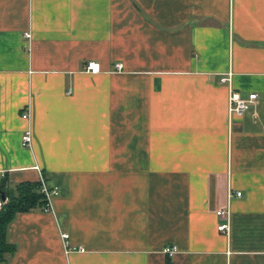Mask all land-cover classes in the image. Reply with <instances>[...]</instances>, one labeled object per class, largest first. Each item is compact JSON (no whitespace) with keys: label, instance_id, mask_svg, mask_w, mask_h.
I'll list each match as a JSON object with an SVG mask.
<instances>
[{"label":"crops","instance_id":"0c3cea01","mask_svg":"<svg viewBox=\"0 0 264 264\" xmlns=\"http://www.w3.org/2000/svg\"><path fill=\"white\" fill-rule=\"evenodd\" d=\"M36 165L0 264H264V0H0V179Z\"/></svg>","mask_w":264,"mask_h":264},{"label":"built area","instance_id":"2783aa9c","mask_svg":"<svg viewBox=\"0 0 264 264\" xmlns=\"http://www.w3.org/2000/svg\"><path fill=\"white\" fill-rule=\"evenodd\" d=\"M26 39L30 38V34L26 33L25 34ZM115 69L117 71L121 70L122 65L121 64H115ZM84 70L88 73H96L99 71V64L95 62H88ZM230 79L225 78L222 80V82H228ZM69 94V92H67ZM257 101V94H250L247 97L243 96L241 93L231 89L230 90V95H229V114L233 117H244L250 109L253 107V105ZM22 118L24 120L30 119V114L29 111H25L24 114L22 115ZM32 140H33V134H32V129L31 126L29 125L26 130L22 134L21 138V143L24 148L31 149L32 148ZM34 169L40 174V193L43 195V199L45 201V205L41 208V211L45 213H52V199L58 195L59 191L57 187H52L49 186L43 175L42 171L39 166H34ZM237 197H241L242 193L237 192L235 194ZM5 199L1 200L0 198V208L4 204ZM217 217L219 218L220 222L217 226V229L221 233H226L228 234L230 231V226H231V213L229 209H221L217 212ZM62 242L64 243V247L66 248V251H70L68 248V235L67 234H62L61 235ZM72 250V249H71ZM73 251H78V252H85L83 248H78V249H73ZM177 249L176 247H167L163 250L164 254H166L169 257H172L176 253Z\"/></svg>","mask_w":264,"mask_h":264},{"label":"trees","instance_id":"16d2710c","mask_svg":"<svg viewBox=\"0 0 264 264\" xmlns=\"http://www.w3.org/2000/svg\"><path fill=\"white\" fill-rule=\"evenodd\" d=\"M0 195L5 202L0 208V263L5 255L15 252L14 245L6 239V228L18 213H25L33 209H41L45 205L43 195L40 193V182L21 183L10 187L6 178L0 179Z\"/></svg>","mask_w":264,"mask_h":264},{"label":"water","instance_id":"95a60500","mask_svg":"<svg viewBox=\"0 0 264 264\" xmlns=\"http://www.w3.org/2000/svg\"><path fill=\"white\" fill-rule=\"evenodd\" d=\"M0 198H1V200H4V196L3 195H0Z\"/></svg>","mask_w":264,"mask_h":264}]
</instances>
